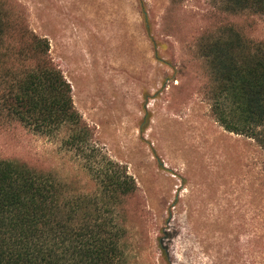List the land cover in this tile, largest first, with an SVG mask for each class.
I'll list each match as a JSON object with an SVG mask.
<instances>
[{
  "label": "rangeland",
  "instance_id": "rangeland-1",
  "mask_svg": "<svg viewBox=\"0 0 264 264\" xmlns=\"http://www.w3.org/2000/svg\"><path fill=\"white\" fill-rule=\"evenodd\" d=\"M0 3L48 41L91 142L136 184L123 205L128 263L254 264L248 214L264 208V196L249 202L264 153L212 114L197 52L199 38L219 21L212 1ZM232 20L247 26L245 17ZM249 36L264 41V16ZM0 159L54 174L75 193L93 190L57 134L0 121Z\"/></svg>",
  "mask_w": 264,
  "mask_h": 264
},
{
  "label": "trees",
  "instance_id": "trees-1",
  "mask_svg": "<svg viewBox=\"0 0 264 264\" xmlns=\"http://www.w3.org/2000/svg\"><path fill=\"white\" fill-rule=\"evenodd\" d=\"M211 1L219 21L199 38L197 52L212 114L263 154L264 41L249 35L264 16V0ZM238 17L247 26L232 20ZM48 48L0 3V121L61 136L93 190L75 193L54 174L0 159V264H129L123 205L136 184L91 142ZM256 182L252 205L264 196V169ZM248 257L264 264V208L248 214Z\"/></svg>",
  "mask_w": 264,
  "mask_h": 264
}]
</instances>
